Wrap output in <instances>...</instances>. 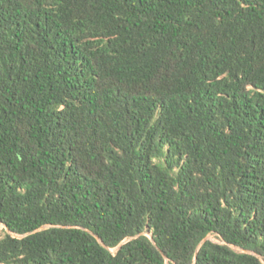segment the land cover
<instances>
[{
  "label": "trees",
  "instance_id": "1",
  "mask_svg": "<svg viewBox=\"0 0 264 264\" xmlns=\"http://www.w3.org/2000/svg\"><path fill=\"white\" fill-rule=\"evenodd\" d=\"M0 223V264H264V0H0Z\"/></svg>",
  "mask_w": 264,
  "mask_h": 264
},
{
  "label": "rangeland",
  "instance_id": "2",
  "mask_svg": "<svg viewBox=\"0 0 264 264\" xmlns=\"http://www.w3.org/2000/svg\"><path fill=\"white\" fill-rule=\"evenodd\" d=\"M6 227L0 223V239L5 235ZM211 240H215L214 237H210Z\"/></svg>",
  "mask_w": 264,
  "mask_h": 264
},
{
  "label": "water",
  "instance_id": "3",
  "mask_svg": "<svg viewBox=\"0 0 264 264\" xmlns=\"http://www.w3.org/2000/svg\"><path fill=\"white\" fill-rule=\"evenodd\" d=\"M4 226H5V225H4ZM5 227H6V226H5ZM6 230L8 231V233H11L10 230H9L7 227H6ZM95 237H96L101 243H103V242L101 241V239L98 238V236L95 235ZM206 240H208V239H206ZM206 240H205V241H206ZM202 244H203V243H202ZM245 253L252 254V252H249V251H245Z\"/></svg>",
  "mask_w": 264,
  "mask_h": 264
}]
</instances>
